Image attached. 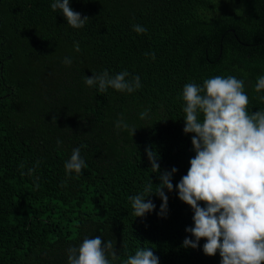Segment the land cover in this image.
Segmentation results:
<instances>
[{
	"label": "trees",
	"instance_id": "trees-1",
	"mask_svg": "<svg viewBox=\"0 0 264 264\" xmlns=\"http://www.w3.org/2000/svg\"><path fill=\"white\" fill-rule=\"evenodd\" d=\"M53 2L0 0V264H68V249L97 235L112 241V264L144 247L159 264H221L219 250L204 253L206 239L182 246L195 240L186 231L194 212L178 190L165 189L166 217L155 194L144 217L132 214L129 197L160 183L148 147L161 171L178 169L174 186L187 175L196 153L194 134L183 131L185 84L234 76L248 111L264 109V91H254L264 75V0H70L90 18L78 29ZM137 24L147 32L133 31ZM105 70H126L142 86L100 93L86 85ZM121 120L127 129L116 128ZM78 147L87 166L68 174Z\"/></svg>",
	"mask_w": 264,
	"mask_h": 264
},
{
	"label": "clouds",
	"instance_id": "clouds-1",
	"mask_svg": "<svg viewBox=\"0 0 264 264\" xmlns=\"http://www.w3.org/2000/svg\"><path fill=\"white\" fill-rule=\"evenodd\" d=\"M51 8L59 9L73 28L84 27L90 19L74 11L70 0H54ZM133 31L143 34L147 29L137 24ZM74 47L78 52L79 42ZM152 58L155 59L154 54ZM64 63L70 65L72 61L66 57ZM129 76L126 70L115 76L105 70L86 76L85 83L90 87L98 85L100 93L108 88L132 93L142 85L139 76L131 80L127 79ZM254 91H264V75L257 78ZM182 99L183 131L194 134L192 145L196 155L190 160L187 175L174 186L172 180L178 169L161 171L159 154L152 147L146 148L150 169L158 174L160 183L153 191L150 180L140 194L129 197L132 214L144 217L153 212L156 205L149 197L155 194L162 200L158 215L166 217L169 198L165 189L178 190L179 199L194 212V226L186 231L195 240L186 237L183 247L198 248L203 238L204 253L214 256L219 250L221 264H264V109L248 111L250 101L244 81L234 76H215L206 79L203 86L187 83ZM258 99L264 102V96ZM148 111L141 112L140 118L145 119ZM121 127L127 129L128 125L121 120L116 128ZM86 166L80 148L73 149L65 163L66 172L81 174ZM33 171L29 169L28 174ZM200 202H205L206 207H201ZM117 259L112 241L105 243L99 235L85 238L78 248L68 249V264H112ZM123 264H159V258L144 247L129 255Z\"/></svg>",
	"mask_w": 264,
	"mask_h": 264
}]
</instances>
